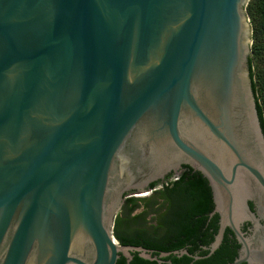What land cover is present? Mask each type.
Listing matches in <instances>:
<instances>
[{
	"label": "water",
	"instance_id": "obj_1",
	"mask_svg": "<svg viewBox=\"0 0 264 264\" xmlns=\"http://www.w3.org/2000/svg\"><path fill=\"white\" fill-rule=\"evenodd\" d=\"M248 2L0 0V264L161 262L121 244L115 219L184 166L218 216L194 259L230 230L229 264H264Z\"/></svg>",
	"mask_w": 264,
	"mask_h": 264
},
{
	"label": "trees",
	"instance_id": "obj_2",
	"mask_svg": "<svg viewBox=\"0 0 264 264\" xmlns=\"http://www.w3.org/2000/svg\"><path fill=\"white\" fill-rule=\"evenodd\" d=\"M246 10L252 25L253 40L250 72L264 132V105L260 101L262 96L264 102V0H249ZM140 207L142 209L136 212ZM211 208V192L206 179L187 166L183 174L154 192L152 197H125L115 219L114 235L121 244L140 245L154 249L156 254L170 252L161 262L145 259L135 252L131 264H192L193 259L189 255L172 253L193 236L198 237L197 232L204 226L206 212ZM212 225L215 235L218 229L217 215ZM235 244V239L226 234L220 249L213 256L196 260L193 264H229L235 258L231 248ZM224 250L231 254H221ZM117 264H127L126 258L121 256Z\"/></svg>",
	"mask_w": 264,
	"mask_h": 264
},
{
	"label": "flooded vegetation",
	"instance_id": "obj_3",
	"mask_svg": "<svg viewBox=\"0 0 264 264\" xmlns=\"http://www.w3.org/2000/svg\"><path fill=\"white\" fill-rule=\"evenodd\" d=\"M186 167L187 166H184L183 167V171H182V174H183V172L185 171V169H186ZM174 176H173V173H170L169 175H167L166 176V178L164 179V180H159V181H156V182H154V183H152L151 184V186H150V188H151V192H150V194H148L147 196H145V197H152L153 196V194H154V192H156V191H158V190H160V189H162L165 185H168L170 182H172L173 180H174V178H173ZM132 193V192H131ZM128 194H130V193H127L126 194V196L128 195ZM125 196V197H126ZM213 205V204H212ZM212 209V208H211ZM210 209V210H211ZM210 210L209 211H207L206 213V216H207V219H206V221L204 222V226L202 227V229L199 231V232H197V234H198V237L197 236H193L189 241H187V243L183 246V247H181L180 249H177L176 251H178V250H181V249H186L188 252H189V257H191L193 260L191 261V263L193 264L194 263V261H196V260H199V259H194V256H204V255H206L207 253H208V251L207 250H205L204 249V247L205 246H208L209 244H210V242H208V240L209 239H211L212 237H214V227H213V218L216 216V215H214V216H212V217H210L209 215H208V213L210 212ZM226 234L229 236V237H231V238H233V239H235L233 236H232V232L230 231V230H227L226 231ZM226 234H225V236H226ZM225 238V237H224ZM213 240V239H212ZM236 241V240H235ZM237 243V242H236ZM221 247V246H220ZM232 248V250L234 251V254H235V256H236V254H237V250H238V244L236 245H234V246H232L231 247ZM220 249V248H219ZM153 250V255H159V253L158 254H156V251L154 250V249H152ZM225 251V252H224ZM221 254H226V256L228 255V254H231L230 252H228L227 250H224ZM203 252H205L204 254H203ZM161 253V252H160ZM216 253V252H215ZM214 253V254H215ZM172 254H174V253H172ZM214 254H212L211 256H213ZM183 255H185V254H183ZM211 256H209V257H206V258H210ZM234 256V257H235ZM165 257H167V256H165ZM219 257V259H221V257L220 256H218ZM206 258H203V259H206ZM162 260H164V257L163 258H161ZM166 260V259H165ZM168 260H170V259H168ZM242 264H247V263H242Z\"/></svg>",
	"mask_w": 264,
	"mask_h": 264
},
{
	"label": "rangeland",
	"instance_id": "obj_4",
	"mask_svg": "<svg viewBox=\"0 0 264 264\" xmlns=\"http://www.w3.org/2000/svg\"><path fill=\"white\" fill-rule=\"evenodd\" d=\"M260 101H261L262 104L264 105V102H263V98H262V96H260ZM135 197H140V196H135ZM142 197H145V196H142ZM141 209H142V207H140L139 209H137L136 212L140 211ZM150 216H152V215H150Z\"/></svg>",
	"mask_w": 264,
	"mask_h": 264
}]
</instances>
